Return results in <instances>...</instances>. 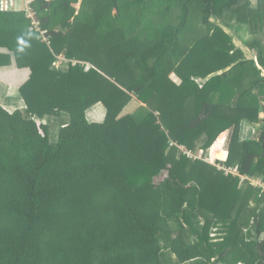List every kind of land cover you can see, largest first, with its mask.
Instances as JSON below:
<instances>
[{
	"label": "trees",
	"instance_id": "obj_1",
	"mask_svg": "<svg viewBox=\"0 0 264 264\" xmlns=\"http://www.w3.org/2000/svg\"><path fill=\"white\" fill-rule=\"evenodd\" d=\"M18 6L0 11V70H29L25 108L0 105V264H264V190L240 178L264 184V0H31L47 40ZM211 16L246 25L258 66ZM211 145L226 159L185 153Z\"/></svg>",
	"mask_w": 264,
	"mask_h": 264
},
{
	"label": "crops",
	"instance_id": "obj_2",
	"mask_svg": "<svg viewBox=\"0 0 264 264\" xmlns=\"http://www.w3.org/2000/svg\"><path fill=\"white\" fill-rule=\"evenodd\" d=\"M21 2H22V0H17V4L19 5L18 7L22 6L21 5ZM224 13L222 14V16L224 15ZM219 21L222 22V25L223 24H225L224 26L229 25V28H232V25H230L231 22H229V24H227L226 22L222 21V18ZM231 21H233V18H232ZM239 24L244 25L243 23H239ZM222 25H221V27L224 28ZM237 27L238 26H236V28ZM225 30L227 31V29H225ZM247 31L249 33V30H247ZM229 35H230V33H229ZM230 37H231V35H230ZM231 39H232V41H234L232 37H231ZM234 45L236 47H239V48L242 49V46H240L238 43H234ZM242 51H243L244 58L253 59L255 65L258 66L255 55H254L253 58H249L246 55V53L244 52L243 49H242ZM58 57H59V59L60 58L62 60L64 59L63 56H58ZM28 73H29V70L27 68H18L14 64H11L10 67H8V68H4V69L0 70V105H2L6 110H8V111L11 112V111H13L16 108H19V109L25 108L26 105H25V102H24L22 96L20 95V92H19L18 87L27 78ZM263 73H264V71H262V74ZM130 101L131 102L132 101H136L137 102V104L133 108V110H135L141 104V102L138 101L136 99V97H132V99ZM126 107H127V105L124 107V109L122 110L121 114L128 113V112H132L133 111V110H130V111L129 110H126L125 111ZM88 113H90V115H93V116L92 117H89L88 116L89 115ZM104 115H105V107H104V105L101 102H97L96 104L92 105L91 107H89L86 110V117H87V119L89 121H101L104 118ZM260 116L261 117L264 116V111H262L260 113ZM45 120H43V122H45ZM257 127H258L257 124H253V123H251V122H249L247 120H243L241 122V124H240V133H239L240 139L243 140V139H248V138L255 137L256 136V133H257ZM221 135H222V133L217 137V139ZM217 139L214 141V143L217 141ZM221 141L223 142L224 141V138ZM214 143L212 145H214ZM212 145L210 147V150L212 149ZM211 153H212V151H210V155H211ZM226 156H227V152H226V155L224 157L211 156L210 159L212 161H215V162L217 160L223 161V160L226 159Z\"/></svg>",
	"mask_w": 264,
	"mask_h": 264
},
{
	"label": "rangeland",
	"instance_id": "obj_3",
	"mask_svg": "<svg viewBox=\"0 0 264 264\" xmlns=\"http://www.w3.org/2000/svg\"><path fill=\"white\" fill-rule=\"evenodd\" d=\"M22 4H23V0H22V2H21ZM20 8H22L21 6H20ZM211 20L213 21V22H215L216 24H220V25H222V22H220L216 17H214V16H211ZM232 20V17H229L228 19H227V21L228 22H231L230 23V25H232V28H229V25H227V26H224L225 24H223L222 26L225 28V29H227V31L230 33V35H231V37L233 38V42L234 43H238L240 46H242V49L244 50V52L246 53V55L249 57V58H253L254 57V52H252L251 50H249L247 47H246V45H245V43L244 42H246L248 39H251V36H253L250 32L248 33V29H247V27H246V25L244 24V25H242V24H239L237 21H235L234 20V18H233V21H231ZM227 24H229V23H227ZM236 26H238L237 28H236ZM262 41H264V32L263 33H260V34H256ZM245 45V46H244ZM61 58L58 60V63H60L61 62ZM131 102V101H130ZM129 102V104H127V107H126V109H125V111L126 110H133V108L136 106V104H137V102L136 101H132L131 103ZM136 102V103H135ZM59 118L58 117H54V118H52V120H51V124H50V126H52L51 128H52V132L51 133H53V135H56V131H55V129L56 128H54V127H57V125H58V123L57 124H55V122H57V120H58ZM38 122H40L39 120H38ZM210 148L208 149V150H206V151H204L202 154L200 153V151L199 150H196L195 152H193V154L195 155V158H200V159H203V160H205V161H208V162H211V163H213V164H216V162L215 161H212L211 159H210V157H211V155H210ZM171 260V264H174V262H173V258H171L170 259Z\"/></svg>",
	"mask_w": 264,
	"mask_h": 264
},
{
	"label": "built area",
	"instance_id": "obj_4",
	"mask_svg": "<svg viewBox=\"0 0 264 264\" xmlns=\"http://www.w3.org/2000/svg\"><path fill=\"white\" fill-rule=\"evenodd\" d=\"M30 2H31V0H23V4L21 3V5H22L21 7L26 12V16L30 19V24L33 27V29H35L36 31H38L40 33V36L42 37L43 40H47V36H46L47 31H46V29H42L39 26V21L35 16V12L30 7ZM17 5H18L17 0H0V11L12 10ZM57 63H58V61L56 62V64ZM199 151L201 154L203 153L202 150L199 149ZM185 153L189 157L195 158V155L191 151L185 150ZM218 167L224 169L225 172H232L233 174H238L236 167H225L223 165H218ZM240 178L243 180L246 179L251 184L259 186L264 190V184L259 177H248V176L240 175Z\"/></svg>",
	"mask_w": 264,
	"mask_h": 264
}]
</instances>
